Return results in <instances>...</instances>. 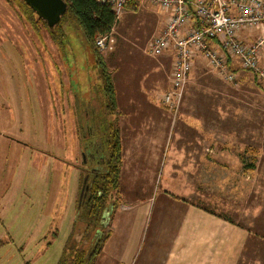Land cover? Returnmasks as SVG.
<instances>
[{"label":"rangeland","instance_id":"374dc122","mask_svg":"<svg viewBox=\"0 0 264 264\" xmlns=\"http://www.w3.org/2000/svg\"><path fill=\"white\" fill-rule=\"evenodd\" d=\"M152 8L140 1L135 11L124 10L110 32L112 49L100 52L104 60L121 43L132 55L125 61L131 69L148 67L145 58L151 57L146 50L160 31L153 29L154 19H145L146 25L140 17L153 13ZM61 27L64 35L55 42L21 0H0V264H58L64 251L65 264H70L69 248H80L78 238L86 227L83 189L94 172H100L107 154L104 118L114 115L106 112L105 83L80 31L68 20ZM259 55V68L264 70V43ZM199 61V76L190 72L183 104L165 113L172 120V132L175 128L192 138L194 133L208 135V171L171 166L183 156L172 159L165 154L164 171L163 161L155 162V170L145 178L150 182L154 177L155 182L139 189L152 194L147 206L152 217L146 222L148 232L140 229L143 240L130 264H163L170 237L151 236L157 211L179 214L187 206L203 208L241 233L235 264H264V92L253 75L240 79L246 88L237 95L222 92L230 90L232 81L224 80L202 58ZM106 63L115 64H108V59ZM154 63L163 71L159 87L164 89L171 61ZM187 159L195 162L194 157ZM250 163L251 170L246 168ZM124 184L112 196L120 208L104 212L102 224L108 226H102V233L111 234L116 212L126 214L127 207L135 206ZM125 231L113 226L114 244L123 242ZM157 233L162 234L159 229ZM87 243L86 239L85 250ZM112 263L110 256L99 253L89 264Z\"/></svg>","mask_w":264,"mask_h":264},{"label":"crops","instance_id":"0c3cea01","mask_svg":"<svg viewBox=\"0 0 264 264\" xmlns=\"http://www.w3.org/2000/svg\"><path fill=\"white\" fill-rule=\"evenodd\" d=\"M147 4L154 7L152 8L153 13H142L143 15L140 18L142 20L144 19L143 22L146 25L148 23L145 19H154L155 28L153 29L161 32L165 25L166 14L160 8L149 3ZM143 22L142 24H144ZM260 33V30H242L238 35L241 41L252 43ZM80 40L82 43H85L83 41L84 38ZM88 54H90L89 51ZM131 56L126 45L121 43L120 49L116 50L112 56L105 58V60L102 56L105 68L110 75L116 97V112H114V116H111L110 111L107 109L106 112L111 117L109 120L104 118V123L112 124L115 122L118 126L122 149L119 185L125 183L123 191L124 188L127 189L126 194L131 196L130 204L135 205L131 208L127 207L128 212L126 214H123L124 212L121 211L116 212L111 221V234L107 236L100 254L110 256V259L113 260L112 264H130L136 257L135 253L139 243L143 240L144 235L143 232L139 234L140 229L141 231L148 232L146 230V222L152 215L151 211H147V206L148 203H152L153 198L152 194L145 195L144 191H139V189L141 187H143L142 189L152 187V184L155 182V178L152 176L153 179L150 178V182L145 179L149 172L155 170V162L162 160V171H164L166 163V157L164 158L165 154L167 156L172 155V159L183 156V160L179 161L176 158L172 164L170 163L171 166H176V170L182 168L184 170L202 173L203 171H208L210 161L208 155L210 149L207 145L208 135L206 133H194L195 137L192 138L191 134L188 135L186 132H179L178 134L175 128L174 132L170 130L172 120L165 113L168 110L161 102L162 96L169 89V81H166L164 89L159 87L161 84V76L164 74L162 69L154 62L163 59V63L169 65L173 55L166 52L156 59L150 58L152 59L150 60L148 59L149 57L145 58L140 54L141 58H145L149 63L145 69H131V66L125 63L127 58ZM200 58L201 56H198L195 59L194 68H192L193 71L191 70L196 76H199L197 75L196 66L198 64L201 65ZM93 59L95 60L94 56ZM107 59L108 64L110 62L111 65L113 63L115 64L111 67L106 66ZM226 65L229 72H232L236 79L233 85L227 86L230 90L223 88L222 92L228 93L229 91L232 95H237V93L242 91L240 90L241 88H246L245 85L238 83L240 79H250L252 74L239 70L234 59H226ZM190 118L192 119V117ZM172 124H183L187 126L184 123H179V121H173ZM187 140H190V142L186 143ZM202 156L205 158L204 160H202ZM153 157L157 158V160H153ZM190 157L195 158L194 163H190V160L187 159ZM198 159H200V162H198ZM139 192L142 195H139ZM134 194L136 195L135 200L133 198ZM120 195L123 196V193L120 192ZM118 200H121V197ZM121 203L122 205H128L123 201ZM187 207L186 210L184 208L183 212L179 214L170 211H157V228L155 234H151V236H162L165 239V235L168 233L170 237L168 241L170 245L165 251L166 256L163 264H235L236 259L240 256L238 239H240L241 233L234 231L233 226L228 225L226 222L223 221L222 223L220 217L202 210L203 208ZM114 208L117 209L120 207L110 204L106 208L105 214L107 215L110 210L112 212L115 211ZM103 225L108 226L106 223ZM166 225L168 226L167 229H165ZM113 226L119 230H123V228L126 230L123 242L119 240L115 244L113 243ZM158 229L161 230L162 234L157 233ZM136 230L138 231L137 235L133 234Z\"/></svg>","mask_w":264,"mask_h":264},{"label":"built area","instance_id":"2783aa9c","mask_svg":"<svg viewBox=\"0 0 264 264\" xmlns=\"http://www.w3.org/2000/svg\"><path fill=\"white\" fill-rule=\"evenodd\" d=\"M107 4L116 22L127 0H97ZM160 8L166 14L160 34L152 39L146 53L156 59L163 53L173 55L169 89L162 104L169 112L181 105L185 85L198 56L227 81H235L226 59H234L238 69L251 73L264 92V70L259 68V51L264 43V0H140ZM242 30H260L252 43L240 40ZM112 35L95 39L99 51L111 50Z\"/></svg>","mask_w":264,"mask_h":264},{"label":"trees","instance_id":"16d2710c","mask_svg":"<svg viewBox=\"0 0 264 264\" xmlns=\"http://www.w3.org/2000/svg\"><path fill=\"white\" fill-rule=\"evenodd\" d=\"M31 11L32 9L21 0ZM65 4V10L60 15L59 20L53 27H48L39 17V22L46 27L51 38L57 42L59 37L64 34L62 31V23L64 21L71 22L80 31L84 38L85 45L89 49H92L95 62L99 67L100 75L105 83L104 91L107 100V109L110 114L116 112V97L113 85L111 83L110 75L108 74L102 56L95 47V39L104 35H108L111 29L116 23V17L107 4H102L97 0H62ZM140 0H127L125 9L129 11H135L139 6ZM64 29L66 27L64 26ZM63 29V32L65 31ZM66 32V31H65ZM66 36V33H65ZM106 107V106H105ZM105 124V123H104ZM106 128H103V133L108 131L109 137H106L105 145L107 148V154L105 155L102 169L100 172H94L90 181L83 189L82 198L84 202L85 211L83 214V220L86 224L84 231L78 238V244L80 248H74L71 245L70 249V264H89L91 260L97 256L104 242L107 239L108 234L102 233V219L106 208L112 204L117 205V198L114 200L112 196L118 194L119 189V177L122 164V149L120 143L119 129L117 124H105ZM251 148L247 147L246 152L252 154ZM254 163H250L246 168L253 169ZM88 180V179H87ZM80 205V206H81ZM81 213L79 214L80 218ZM94 230V232L90 231ZM74 236L76 234L73 233ZM71 236L70 242L74 239ZM91 235V236H90ZM99 235V236H96ZM88 240V250L83 249L84 241ZM74 249V250H73ZM73 250V253H72ZM64 251V250H63ZM67 259L65 257V251L62 253L61 258L58 260V264H65ZM65 261V262H64ZM64 262V263H63Z\"/></svg>","mask_w":264,"mask_h":264},{"label":"water","instance_id":"95a60500","mask_svg":"<svg viewBox=\"0 0 264 264\" xmlns=\"http://www.w3.org/2000/svg\"><path fill=\"white\" fill-rule=\"evenodd\" d=\"M48 27H53L65 10L62 0H23Z\"/></svg>","mask_w":264,"mask_h":264},{"label":"flooded vegetation","instance_id":"af4514ba","mask_svg":"<svg viewBox=\"0 0 264 264\" xmlns=\"http://www.w3.org/2000/svg\"><path fill=\"white\" fill-rule=\"evenodd\" d=\"M32 13H33L35 16H37L35 12L32 11ZM37 17H38V16H37Z\"/></svg>","mask_w":264,"mask_h":264}]
</instances>
